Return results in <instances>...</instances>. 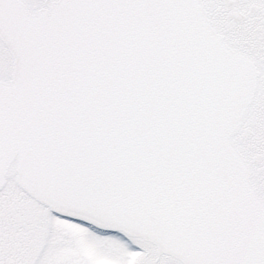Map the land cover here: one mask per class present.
I'll return each instance as SVG.
<instances>
[{"label":"snow or ice","instance_id":"snow-or-ice-1","mask_svg":"<svg viewBox=\"0 0 264 264\" xmlns=\"http://www.w3.org/2000/svg\"><path fill=\"white\" fill-rule=\"evenodd\" d=\"M0 264H264V0H0Z\"/></svg>","mask_w":264,"mask_h":264}]
</instances>
